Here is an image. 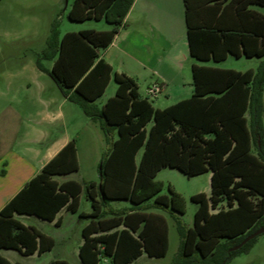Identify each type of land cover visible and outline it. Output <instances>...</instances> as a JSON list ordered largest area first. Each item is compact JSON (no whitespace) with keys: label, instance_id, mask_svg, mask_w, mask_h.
Returning a JSON list of instances; mask_svg holds the SVG:
<instances>
[{"label":"trees","instance_id":"16d2710c","mask_svg":"<svg viewBox=\"0 0 264 264\" xmlns=\"http://www.w3.org/2000/svg\"><path fill=\"white\" fill-rule=\"evenodd\" d=\"M134 3L74 1L71 21H106L112 25L108 31L69 32L59 41L52 24L38 67L102 129V190L95 182L57 179L80 169L77 143L71 141L0 212V264H12L3 250L32 256L55 247L52 237L17 216L54 222L64 209L79 211L84 191L92 212L81 214L90 219L83 229L82 264H133L143 254L164 258L169 227L152 210L170 213L177 223L180 246L174 264H230L258 241L233 250L264 228V60L246 72L194 65L193 96L156 109L140 95L136 81L115 72L99 55L113 43ZM185 6L190 51L197 60L264 58V15L254 9L264 8V0H185ZM42 59H54L53 68L46 69ZM113 78L116 95L99 108L96 102ZM164 168L189 177L212 174L211 195L191 197L198 206L193 227L181 218L183 196L171 187L170 195L161 194L164 186L156 177ZM112 201H127L131 207L116 209Z\"/></svg>","mask_w":264,"mask_h":264},{"label":"rangeland","instance_id":"374dc122","mask_svg":"<svg viewBox=\"0 0 264 264\" xmlns=\"http://www.w3.org/2000/svg\"><path fill=\"white\" fill-rule=\"evenodd\" d=\"M75 0H16L12 7H8L9 16L0 20V34L7 33L8 37L0 41V96L7 94L6 100L0 98V126L6 119L7 111L18 112L23 116L25 127H36L37 122L46 123L49 113H57L58 121L54 124L51 137H62L69 133L76 137L80 169L69 176L57 177L60 181L65 177L76 180L81 184L96 179L100 189V166L95 164L98 155H103L106 147L104 133L99 124L85 115L76 104L65 102L64 95L54 80L38 67V59L47 48V40L51 34V27L56 23L59 41L69 32L84 30L108 31L112 25L106 21L89 20L75 22L69 19V11ZM264 13V9L262 10ZM54 59H42L43 66L51 70ZM257 60L246 58L229 59L220 64L224 69H235L246 72L258 68ZM117 84L111 80L105 94L96 102L102 108L106 102L116 95ZM155 105V101L153 102ZM17 114V113H16ZM48 120V119H47ZM264 120V116H263ZM46 127H49L46 124ZM143 151L137 156L141 161ZM163 183L162 195H170V187L185 199L186 210L181 217L187 227H193L198 206L191 201V197L205 193L211 195V174L189 177L177 169L164 168L157 177ZM111 206L116 209L131 207L127 201H112ZM62 224L45 221L37 217H23L21 221L35 226L43 234L55 240L53 250L35 257H23L20 252L3 251V255L11 261L22 264H49L55 260H63L70 264H82L80 258V244L83 241L82 229L87 220L81 217L82 212H91L92 203L86 198L85 191L81 195L78 212L64 209ZM163 215L169 227L170 247L164 258H151L144 254L135 264H174L180 246V235L175 219L168 212L152 210ZM230 264H264V234L248 253L235 257Z\"/></svg>","mask_w":264,"mask_h":264},{"label":"crops","instance_id":"0c3cea01","mask_svg":"<svg viewBox=\"0 0 264 264\" xmlns=\"http://www.w3.org/2000/svg\"><path fill=\"white\" fill-rule=\"evenodd\" d=\"M14 3L16 0H0V20L9 16L11 9L8 7H12ZM254 9L264 15L262 11L264 8L255 7ZM7 37L6 32L0 34V41L2 42ZM99 55L100 59L110 64L115 72L124 74L136 81L140 95L148 99L156 109L161 110L193 96L194 65L224 69L220 64L229 59L246 58H236L230 55L221 63L201 62L194 58L190 51L185 0H135L113 43L108 48L101 50ZM246 59L257 60L258 63L264 60V58ZM155 84L162 87V90L157 97L152 98L148 95V90ZM6 97L7 94L4 92L0 96L1 100H6ZM64 99L65 102H70L67 98ZM154 101L155 105L153 104ZM5 113L6 119L0 126V212L62 149L77 139L69 133L62 137H51V131L56 127L54 124L58 121V114L55 112L49 113L50 117L47 118L48 120L45 119V123L49 127H46V124L42 126V121L37 122L36 127H25V120L21 119L23 116L19 115L18 112L7 111ZM105 150L106 147L103 155ZM103 155H98L95 164L99 163L100 160L102 161ZM78 161L80 165L79 154ZM99 176L101 182V170ZM67 181L76 180L67 177L62 181L60 180L62 183ZM89 182L97 183L96 179H91ZM207 196L209 197V195ZM64 211L59 213L53 223L59 220L62 224ZM91 212L82 213L90 214ZM23 217L35 216H17L20 221ZM84 219L87 222L83 229L90 223L89 218ZM83 243L84 238L80 248ZM20 254L23 257L41 256L38 253L32 256ZM143 256L144 254L140 258ZM8 260L12 264H22L20 261Z\"/></svg>","mask_w":264,"mask_h":264},{"label":"water","instance_id":"95a60500","mask_svg":"<svg viewBox=\"0 0 264 264\" xmlns=\"http://www.w3.org/2000/svg\"><path fill=\"white\" fill-rule=\"evenodd\" d=\"M100 170L102 171V165L100 166ZM102 176V173H101ZM100 190H102V186L100 185ZM264 234V228H260L259 230H257L256 232H254L253 234H251L250 236H248L247 238H245L238 246H236L235 248H233V250H238L241 249L244 245H246L248 242H250L251 240L261 236Z\"/></svg>","mask_w":264,"mask_h":264},{"label":"built area","instance_id":"2783aa9c","mask_svg":"<svg viewBox=\"0 0 264 264\" xmlns=\"http://www.w3.org/2000/svg\"><path fill=\"white\" fill-rule=\"evenodd\" d=\"M162 87H160L159 85L155 84L153 86H151L148 90V95L152 98L157 97L158 94L161 92Z\"/></svg>","mask_w":264,"mask_h":264}]
</instances>
